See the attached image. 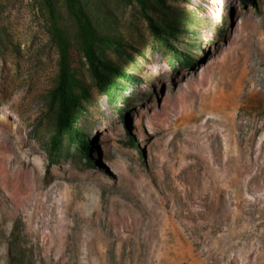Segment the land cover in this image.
<instances>
[{
  "label": "rangeland",
  "instance_id": "rangeland-1",
  "mask_svg": "<svg viewBox=\"0 0 264 264\" xmlns=\"http://www.w3.org/2000/svg\"><path fill=\"white\" fill-rule=\"evenodd\" d=\"M85 1L140 80L120 111L73 52L93 164L65 146L46 172L56 50L33 0H0V264H264V0H169L186 64L138 4Z\"/></svg>",
  "mask_w": 264,
  "mask_h": 264
},
{
  "label": "trees",
  "instance_id": "trees-1",
  "mask_svg": "<svg viewBox=\"0 0 264 264\" xmlns=\"http://www.w3.org/2000/svg\"><path fill=\"white\" fill-rule=\"evenodd\" d=\"M45 18L48 43L56 50L57 71L52 86L44 95V106L52 122V132L47 143L48 165L59 161L62 149L67 146L88 165L93 164L89 140L82 120L86 111L83 101L89 96L77 69L72 66L73 52L78 65L85 66L96 89L108 104L121 111L127 104L140 78L119 67L108 57L116 54L123 45L115 36L102 34L93 21L85 0H33ZM169 0H125L139 5L141 17L146 21L154 40L174 52L177 62L186 64L190 56L179 51L172 42L189 35L182 21L184 15L168 4ZM172 2L177 0H170ZM133 147L137 144L130 141ZM138 154H142L138 151Z\"/></svg>",
  "mask_w": 264,
  "mask_h": 264
}]
</instances>
